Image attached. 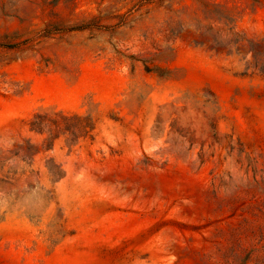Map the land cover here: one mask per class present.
<instances>
[{
	"label": "rangeland",
	"instance_id": "rangeland-1",
	"mask_svg": "<svg viewBox=\"0 0 264 264\" xmlns=\"http://www.w3.org/2000/svg\"><path fill=\"white\" fill-rule=\"evenodd\" d=\"M0 264H264V0H0Z\"/></svg>",
	"mask_w": 264,
	"mask_h": 264
}]
</instances>
